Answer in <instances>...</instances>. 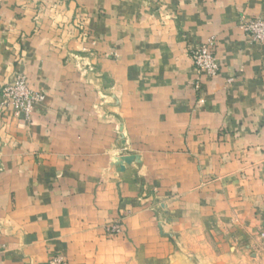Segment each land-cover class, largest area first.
Instances as JSON below:
<instances>
[{"label":"crops","instance_id":"crops-1","mask_svg":"<svg viewBox=\"0 0 264 264\" xmlns=\"http://www.w3.org/2000/svg\"><path fill=\"white\" fill-rule=\"evenodd\" d=\"M242 17L264 0H0V86L45 95L0 113V264H264V41ZM209 37L212 78L190 55Z\"/></svg>","mask_w":264,"mask_h":264},{"label":"built area","instance_id":"built-area-1","mask_svg":"<svg viewBox=\"0 0 264 264\" xmlns=\"http://www.w3.org/2000/svg\"><path fill=\"white\" fill-rule=\"evenodd\" d=\"M240 27L246 33L253 43H262L264 41V20L260 18L242 17ZM214 38L209 37L199 47L191 50V59L198 71L206 77L212 78L219 72V65L213 55L212 48ZM232 79H229L230 82ZM195 87L198 88L196 81ZM4 95L8 98L11 108L16 114L23 113L28 117L33 106L44 99V95L39 92L32 91L28 88L24 75H18L16 79L4 87ZM113 232H119L118 225L112 226ZM259 238L264 248V219L261 228L258 231ZM48 264H67L66 259L60 255H53L49 259Z\"/></svg>","mask_w":264,"mask_h":264},{"label":"rangeland","instance_id":"rangeland-1","mask_svg":"<svg viewBox=\"0 0 264 264\" xmlns=\"http://www.w3.org/2000/svg\"><path fill=\"white\" fill-rule=\"evenodd\" d=\"M79 51L83 52L85 55H82V57H74L72 58L75 63L77 64L76 66L77 67H80L79 70L81 71L80 73L82 74V76H86L87 72H91L94 70L93 68V65L90 63L89 59L87 58L88 57V53L90 50L89 47H85V45H82L79 49ZM78 69V68H77ZM18 75H24L23 73H19ZM16 75V77L18 76ZM25 76V75H24ZM16 77L12 80V81H6L4 82L1 86H0V113L1 112H10L12 113L14 116H17V117H23L24 119H28L30 117V114L33 110H31L30 114L28 117L24 116L23 113H19V114H16L14 112V110L11 108L10 106V102L8 100V98L4 95V87L6 85H9L10 83H12ZM26 78V76H25ZM26 83H27V78H26ZM28 86V84H27ZM29 89H31L29 86H28ZM32 91H35V92H39V93H42L44 95V93L42 91H37V90H33L31 89ZM44 98H45V95H44ZM100 99L101 101H103L104 99V93L100 96ZM44 100V99H43ZM42 100V101H43ZM41 101V102H42ZM40 103V102H39ZM38 104V103H37ZM36 105V104H35ZM34 107V106H33ZM119 139L118 141L120 142L119 144V148H118V152H116L112 157H111V162L113 165L117 166L118 168L120 169H123L124 168V165L125 163H139L140 161V157L139 155L135 154V153H131L128 148L126 147V144H125V140H124V137L122 135V133L120 134L119 132ZM160 207V203L159 201H157L154 205H151L153 206V208L155 209L156 207ZM155 206V207H154ZM264 219V218H263ZM113 225H118L120 231L119 232H113L112 231V226ZM262 225V224H261ZM123 227V222H122V219L121 217H119L118 219H115L113 220L109 226L106 227V230L108 233H111V234H116V233H120L122 232V228ZM261 228V226H260ZM259 228V229H260ZM259 231V230H258ZM257 237L259 238V235H258V232H257ZM259 250L261 252V259L264 261V248L262 247V241L261 239L259 238ZM200 253V251H199ZM56 255V254H55ZM61 255V254H60ZM183 264H184V261H183Z\"/></svg>","mask_w":264,"mask_h":264}]
</instances>
